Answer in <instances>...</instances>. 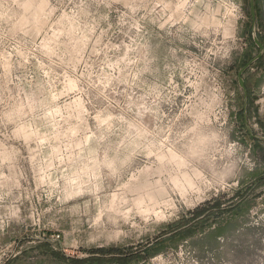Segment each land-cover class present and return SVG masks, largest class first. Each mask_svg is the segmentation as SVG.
I'll return each instance as SVG.
<instances>
[{
	"label": "rangeland",
	"instance_id": "rangeland-1",
	"mask_svg": "<svg viewBox=\"0 0 264 264\" xmlns=\"http://www.w3.org/2000/svg\"><path fill=\"white\" fill-rule=\"evenodd\" d=\"M249 20V0H0V264H264Z\"/></svg>",
	"mask_w": 264,
	"mask_h": 264
},
{
	"label": "flooded vegetation",
	"instance_id": "flooded-vegetation-1",
	"mask_svg": "<svg viewBox=\"0 0 264 264\" xmlns=\"http://www.w3.org/2000/svg\"><path fill=\"white\" fill-rule=\"evenodd\" d=\"M259 0H253V6L252 8V0H249V11H250V20H249V32L251 36V43L249 46L251 47V50H255L256 54L250 58L243 67L238 72V86L240 90L243 92V113H244V120L245 122L248 121V109H249V101H250V95L248 91L247 86V79L246 74L255 66L260 64L264 59V40L260 34L259 31ZM256 40H258L259 44L262 46V49L259 48V46L256 43ZM248 46V47H249ZM247 47V48H248ZM247 52H250V50H247ZM242 79L244 81L245 88H241L239 84V74L241 71H243Z\"/></svg>",
	"mask_w": 264,
	"mask_h": 264
},
{
	"label": "water",
	"instance_id": "water-1",
	"mask_svg": "<svg viewBox=\"0 0 264 264\" xmlns=\"http://www.w3.org/2000/svg\"><path fill=\"white\" fill-rule=\"evenodd\" d=\"M252 8H254V6H253V0H252ZM256 43L259 46V48L262 49V46L259 44L258 40H256ZM243 72H244V70L241 71L240 74H239V84H240V87L244 89L245 88V85H244V81L242 79Z\"/></svg>",
	"mask_w": 264,
	"mask_h": 264
}]
</instances>
